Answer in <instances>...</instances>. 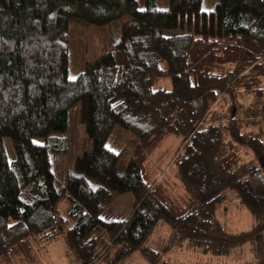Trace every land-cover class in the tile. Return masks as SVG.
I'll use <instances>...</instances> for the list:
<instances>
[{
    "label": "trees",
    "instance_id": "1",
    "mask_svg": "<svg viewBox=\"0 0 264 264\" xmlns=\"http://www.w3.org/2000/svg\"><path fill=\"white\" fill-rule=\"evenodd\" d=\"M202 2L0 0V264H38L61 236L83 264H120L138 250L172 264L146 245L159 224L173 245L264 264V0ZM124 13L132 19L109 49L70 77L71 18L104 25ZM77 102L89 147L61 179L50 153L67 150ZM115 126L138 138L123 167L106 144ZM124 192L131 215L102 218ZM235 208L249 228L228 226Z\"/></svg>",
    "mask_w": 264,
    "mask_h": 264
},
{
    "label": "rangeland",
    "instance_id": "2",
    "mask_svg": "<svg viewBox=\"0 0 264 264\" xmlns=\"http://www.w3.org/2000/svg\"><path fill=\"white\" fill-rule=\"evenodd\" d=\"M216 0H203L202 8L211 10L214 8ZM140 8L145 7V0H138ZM169 0H157L158 9H167ZM130 13H124L112 22L104 25L90 24L82 19L72 17L69 27V76L75 78L83 70L86 62L96 59L99 55L109 49L111 40L116 38V34L121 23L131 20ZM167 82H160L163 85ZM168 84V83H167ZM248 102L247 97H241ZM230 101L227 97L216 106L218 114L228 113V105ZM247 108V104L243 105ZM242 111L238 113L239 116ZM252 114L249 119L253 120ZM253 122V121H252ZM255 124V126H254ZM258 121L252 123V127H257ZM68 136L67 150L62 153L51 152L52 168L56 175L63 179L67 172L72 170L73 160L76 156L81 155L86 148L88 137L84 130V126L80 120V102L75 103L69 112L68 128L65 131ZM179 141L177 137L171 136L166 142L167 146H171ZM138 142L137 136L130 130L120 126H115L112 134L106 140V144L116 152L122 151V155L117 159V166H125L132 155V152ZM5 146L8 150L12 147L11 140L4 138ZM176 145L172 147V151ZM12 153V150H10ZM134 205V196L131 192L114 193L112 197L105 201L101 217L104 219H126L131 215ZM61 213L64 214L66 203L60 204ZM228 226L233 230L249 228L252 218L250 215L238 208H235L228 216ZM171 229L168 225L159 224L153 234L150 236L146 245L155 251L161 253L164 259L172 264H244L246 255H235L229 258L215 259L203 256L199 250L188 248V246L179 247L173 245L170 241ZM210 256V255H208ZM220 257V256H217ZM17 264V263H16ZM30 264V263H27ZM38 264H83V262L73 253L68 254L66 243L61 236L47 244H45L38 254ZM120 264H150L147 257L140 251H135L126 256Z\"/></svg>",
    "mask_w": 264,
    "mask_h": 264
},
{
    "label": "built area",
    "instance_id": "3",
    "mask_svg": "<svg viewBox=\"0 0 264 264\" xmlns=\"http://www.w3.org/2000/svg\"><path fill=\"white\" fill-rule=\"evenodd\" d=\"M251 118H253V120L251 119L253 122L257 121L255 117H252V116H251ZM216 119H219V122L222 121V119L220 120V117H218V118H216Z\"/></svg>",
    "mask_w": 264,
    "mask_h": 264
}]
</instances>
